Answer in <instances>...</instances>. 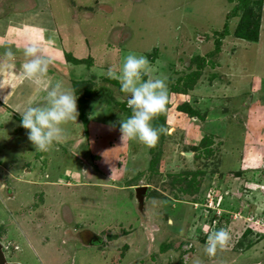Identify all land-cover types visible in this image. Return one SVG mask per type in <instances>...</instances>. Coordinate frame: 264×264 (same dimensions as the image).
I'll list each match as a JSON object with an SVG mask.
<instances>
[{
  "label": "rangeland",
  "instance_id": "1",
  "mask_svg": "<svg viewBox=\"0 0 264 264\" xmlns=\"http://www.w3.org/2000/svg\"><path fill=\"white\" fill-rule=\"evenodd\" d=\"M0 5L1 35L7 20L59 30L66 56L75 58L60 66L53 60L47 78L76 91L79 113L76 123L65 126V142L34 151L12 104L37 98L40 88L20 78L2 86L0 244L7 261L264 264V0H0ZM247 20L255 31L239 27ZM25 31L16 38L12 29L13 40L0 41V61L12 46L19 69L23 46L47 41ZM129 53L147 57L149 75L167 77L166 109L152 121L166 131L151 148L121 140L118 121L130 110L106 72L118 71ZM249 162L254 168L244 169ZM29 167L38 168L40 176L33 175L38 184L27 176ZM71 169L72 182L57 183L58 174ZM255 176L260 192L242 191ZM150 182L156 188L145 198L147 216L141 220L135 186ZM225 187L235 192L232 202L222 201L213 213L195 207L206 202L208 190L218 196ZM209 224L231 234L229 245L211 257L199 231ZM74 225H88L104 240L86 247L90 231L78 232ZM117 227L121 234H114ZM24 233L33 249L23 243ZM112 240L126 244L113 247Z\"/></svg>",
  "mask_w": 264,
  "mask_h": 264
},
{
  "label": "clouds",
  "instance_id": "2",
  "mask_svg": "<svg viewBox=\"0 0 264 264\" xmlns=\"http://www.w3.org/2000/svg\"><path fill=\"white\" fill-rule=\"evenodd\" d=\"M22 51L25 59L17 70L12 46L5 47L2 53L3 60L0 61V71L8 74L18 71L22 81L39 86L40 94L37 98L16 105L14 112L19 115V126L26 130L27 140L34 151L48 152L54 145L66 141L65 126L69 122L76 123L79 115L77 93L74 89L65 87L61 81L53 82L47 78L48 69L53 60L38 42H27ZM151 72L152 68L147 57L136 53L125 55L118 71L110 67L106 72L108 78L118 82L121 93L118 99L130 110L126 118H119L118 121L121 140L136 141L149 148L154 147L159 136L166 131L163 127L153 126L152 121L165 111L169 100L167 77L162 74L149 75ZM244 165H241L244 169L254 168L250 162ZM255 178L257 176L248 177L245 181L249 184H244L245 188H242V191L251 190L252 193V189H259L260 192V182ZM225 188L228 190L224 189V192L222 194L219 192L218 196L215 193L216 190H208L203 196L207 199L206 202L197 201L194 203L195 207L198 209L204 207L212 213L221 209L222 201H229V197L235 198V192L228 187ZM226 191L230 195H227ZM209 196L212 197L211 204L208 202ZM203 226L199 231L206 235L203 251L207 256H214L218 250H223L229 245L231 234L226 228H213L209 224L205 230Z\"/></svg>",
  "mask_w": 264,
  "mask_h": 264
},
{
  "label": "crops",
  "instance_id": "3",
  "mask_svg": "<svg viewBox=\"0 0 264 264\" xmlns=\"http://www.w3.org/2000/svg\"><path fill=\"white\" fill-rule=\"evenodd\" d=\"M4 13V8H2V6L0 5V15L1 14H3ZM2 19V18H1ZM10 22V23H9ZM6 23H9V24H6ZM6 24V25H5ZM22 27L21 26H19V24L17 23L16 25L15 24H12V22L11 21H9V20H7L5 23H3V26L2 27H5V31H4V33H2V35L0 34V41H3V40H13V39H9V36H10V34H8V33H10L11 31H12V29L14 30V32H17V35L16 36H18V37H16V38H24V35H25V30H28V33L30 34V35H32L34 38H38V37H40L41 39H43V38H45V39H47V41L46 40H42L41 41V43H40V45H41V47L44 49V51H45V53L47 54V55H49V56H51L52 57V60H54L55 61V63L57 64V65H61L62 64V62L64 61V62H68V59H70V58H75L73 55L74 54H70V57H68V56H66L67 54H65V51H64V49H63V47H62V45H61V43H62V38H61V36H60V33H59V30L56 28V26L55 25H53V26H42V25H40V24H28L27 22H25V23H22ZM27 27H29V28H31V29H28ZM23 28H25V30H23ZM1 29H3V28H1ZM12 34V33H11ZM14 36V35H13ZM27 36V35H26ZM36 36V37H35ZM84 38H81V40H83ZM52 44V45H51ZM68 54H69V52H68ZM78 59H81V58H78ZM23 60H20V62H22ZM22 64V63H21ZM17 70H18V67H17ZM1 73H3L2 74V77L3 76H5L4 78H2V79H0V90L2 89V86H4L5 84H6V86H7V88H8V84L10 83H8V82H6V81H13L14 83H13V86L17 83V80H18V78H19V75L17 74V73H13V74H8V73H6V72H3V71H1L0 72V74ZM13 75V76H12ZM6 82V83H5ZM13 88V87H12ZM7 95H8V93H6V97L5 98H7ZM9 96V95H8ZM12 105H14V106H16V104L15 103H13ZM253 136H255V135H253ZM253 143V142H252ZM252 145V144H251ZM26 170H27V176H30L31 177V179H32V182L33 183H36V184H38L39 182L38 181H36V177L35 176H33L34 174H36V175H38V176H40L39 175V170H38V168H33V169H31V167H29L28 169L26 168ZM74 169H71L70 171H69V173H67V174H65V175H63V176H60V174H58L59 176H57V178H58V180H57V183H65L64 181H63V179H68V181L69 182H72L69 178H71V179H73V175H75V174H71L70 175V173L71 172H73L74 173ZM77 171V170H76ZM63 177H65V178H63ZM156 178V177H155ZM74 179H76V178H74ZM163 180H167V178H166V176H165V178L163 177ZM41 181H43V180H41ZM154 181H155V179H154ZM157 182H159V181H157ZM43 183H52V184H56V180L55 181H50V182H48V181H43ZM146 185V184H145ZM146 187H147V190H146V193L144 194V196H143V202H142V204H139L138 203V201H137V207H138V210H139V212H140V219L142 220H145L146 219V216H147V212L145 211V198H146V196L148 197V194H149V192H150V190H151V188H156L155 187V183H152V182H150L148 185H146ZM136 198V197H135ZM137 200V199H136ZM35 220V222H36V226L34 227L33 225H31V228H32V230H34V231H36L38 228H36L37 226H38V223H37V219H34ZM41 220H43V218L41 219ZM168 222H170V220L168 219ZM171 223V222H170ZM57 224H55V226H56ZM76 225H74V227H75ZM118 226H120V225H118ZM79 227H75L74 228V230H77L78 232H81L83 229H85L87 232L88 231H90V236L93 234V233H95V234H97L98 236H100L101 237V239H102V241L104 240L103 238H102V235L101 234H99L98 232H94L93 230H91L89 227H88V225L86 226V227H84V228H80V229H78ZM111 230H113V228H111ZM128 230H131V228L129 227V229ZM33 231V232H34ZM111 232H113V231H111ZM34 234H36V232H34ZM80 234L81 233H79V236H78V238L80 237ZM114 234H116V235H118V234H121V230L119 229V227H117V231L116 232H114ZM130 234H132V233H130ZM139 235V234H138ZM22 236H23V238H24V240L23 241H25V242H23L26 246H29L30 248H34V247H31L33 244H32V241H31V238L29 237V235H26L25 233L24 234H22ZM90 236H89V238H90ZM134 236H135V234H134ZM133 236V237H134ZM132 237V238H133ZM146 237V239H149V235L148 236H145ZM44 238H48L47 237V235L45 234L44 235ZM88 238V239H89ZM79 239H81V237L79 238ZM102 243V242H101ZM119 243L120 242H116V243H113V240H112V242H111V245L113 246V247H123V246H125L124 244H126V242H123V243H120V245H119ZM95 245H97V244H95ZM92 246H94V245H91L90 243H87L86 244V247H92ZM132 247V245L129 243L128 245H126V247ZM19 247V246H18ZM94 247H96V246H94ZM6 256V255H5ZM170 258H171V256H170ZM22 260V259H21ZM11 261H13V260H11ZM23 261V260H22ZM17 262H19V263H21L20 261H17ZM24 262V261H23ZM22 264V263H21Z\"/></svg>",
  "mask_w": 264,
  "mask_h": 264
},
{
  "label": "water",
  "instance_id": "4",
  "mask_svg": "<svg viewBox=\"0 0 264 264\" xmlns=\"http://www.w3.org/2000/svg\"><path fill=\"white\" fill-rule=\"evenodd\" d=\"M186 153L189 154L190 152H186ZM146 190H147L146 185H139V186L135 187V197H136L139 204H142L143 196L146 193ZM95 237L98 238L97 235ZM95 242H97V241H95ZM0 264H20V263L7 261L5 258L4 252L2 250V246L0 244Z\"/></svg>",
  "mask_w": 264,
  "mask_h": 264
},
{
  "label": "flooded vegetation",
  "instance_id": "5",
  "mask_svg": "<svg viewBox=\"0 0 264 264\" xmlns=\"http://www.w3.org/2000/svg\"><path fill=\"white\" fill-rule=\"evenodd\" d=\"M97 234H95V233H93L91 236H90V238H89V243L90 244H93V245H95V244H99V243H101L102 242V239H101V237L100 236H98V238L97 237H95ZM81 237V236H80ZM96 238V239H95ZM95 241H97V242H95Z\"/></svg>",
  "mask_w": 264,
  "mask_h": 264
},
{
  "label": "trees",
  "instance_id": "6",
  "mask_svg": "<svg viewBox=\"0 0 264 264\" xmlns=\"http://www.w3.org/2000/svg\"><path fill=\"white\" fill-rule=\"evenodd\" d=\"M241 24V23H240ZM241 26H244V28L246 29V30H244V32L245 31H253V29H254V31H255V29H256V27H255V25L254 24H252L251 25V21H248L247 20V25L245 24V25H243V23H242V25H240L239 27H241ZM248 27V28H247ZM242 28V27H241ZM249 29V30H248ZM241 30V29H240ZM241 34H244V33H241ZM245 35V34H244Z\"/></svg>",
  "mask_w": 264,
  "mask_h": 264
},
{
  "label": "built area",
  "instance_id": "7",
  "mask_svg": "<svg viewBox=\"0 0 264 264\" xmlns=\"http://www.w3.org/2000/svg\"><path fill=\"white\" fill-rule=\"evenodd\" d=\"M209 195V194H208ZM212 197L211 196H209V200H208V202H209V204H211L212 203ZM264 226V225H263Z\"/></svg>",
  "mask_w": 264,
  "mask_h": 264
},
{
  "label": "bare ground",
  "instance_id": "8",
  "mask_svg": "<svg viewBox=\"0 0 264 264\" xmlns=\"http://www.w3.org/2000/svg\"><path fill=\"white\" fill-rule=\"evenodd\" d=\"M8 131V130H7ZM8 133V132H7Z\"/></svg>",
  "mask_w": 264,
  "mask_h": 264
}]
</instances>
